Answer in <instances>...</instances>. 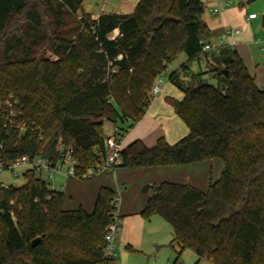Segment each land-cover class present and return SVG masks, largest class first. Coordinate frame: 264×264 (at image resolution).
Returning <instances> with one entry per match:
<instances>
[{"label": "trees", "instance_id": "1", "mask_svg": "<svg viewBox=\"0 0 264 264\" xmlns=\"http://www.w3.org/2000/svg\"><path fill=\"white\" fill-rule=\"evenodd\" d=\"M83 3L0 0V154L55 153L61 138L74 146L82 172L106 155L105 122L125 134L146 113L158 76L185 51L188 60L169 73L184 95L167 100L189 132L174 143L161 136L153 146L135 139L123 148L120 165L221 158L222 175L214 179L211 172L207 189L175 180L150 184L141 213L170 222L177 259L191 248L193 264L203 257L212 264H264V88L256 75L230 44L203 50L212 35L203 0H139L132 12L98 17L84 11L70 36L67 17ZM211 51L217 84L203 81L207 71L194 72L188 62ZM9 98L27 126L22 138L3 126ZM128 120L127 128L119 123ZM25 176L22 185L0 187V264H113L104 238L116 191L103 184L92 210L67 208L65 192L35 169Z\"/></svg>", "mask_w": 264, "mask_h": 264}, {"label": "crops", "instance_id": "2", "mask_svg": "<svg viewBox=\"0 0 264 264\" xmlns=\"http://www.w3.org/2000/svg\"><path fill=\"white\" fill-rule=\"evenodd\" d=\"M203 1L206 5L208 0ZM227 1L230 0H214L213 2H216V4L217 2H222L224 4L222 12L228 16V6L230 3L226 4ZM135 7L136 3L133 2V0H124V3L118 7V9H106L102 6L101 9L95 11L91 3L86 5L87 11H90L94 17H98L102 12H132ZM257 17L249 18L248 16L246 20L248 23H252V21ZM203 19L208 23L211 31L216 25H219L217 17L213 18V20L211 19V21L206 19L203 14ZM230 20V18H227L226 20L222 19L224 25L228 22L230 23ZM228 28L232 27L229 25ZM236 30H232L231 33H219L216 37H212L211 35L209 41L214 46V51L219 50V46L224 44L234 46L243 57L249 70L255 74L257 78V71H252L250 65H254L257 69L259 63L254 61L252 56L249 54V51L245 48V45L252 40L250 39V36L237 38V35H240L241 30L239 33L236 32ZM206 55V53H202L199 57L189 60L190 69L193 70L191 66L195 61L203 64L204 69L202 71L208 70V66L211 62H213L212 67L216 66L217 63L215 60L211 58V60L208 61ZM188 58V54L185 51H182L176 59L168 64L167 70L168 68H171V70L179 68L183 62L188 60ZM169 73L167 80H163L162 77L158 78V84L162 88L163 92L161 94H157V97H153L144 116L139 121L134 123V125H132L124 134V147L135 139H141L148 146H153L161 136H164L169 142L174 143L189 132L188 125L176 112L174 106L167 100V96L182 98L184 95L182 89L178 92L176 90L174 91L173 85L175 84L170 80ZM209 73L210 72H206L204 76L208 77ZM160 76H162V73ZM186 79H189V77L186 76ZM162 80L163 86L160 84V81ZM257 83H259L258 79ZM217 159L218 158H213L186 164L133 167V169L123 168L120 164H118L113 170L108 171V173L114 174V176L118 178L117 183L107 179H100L97 182L85 183L83 180H79L77 178H68L62 173H58V175L65 176L67 178L65 186L68 185L67 188L69 190L70 197L69 204H67V201L65 202V206L67 208H76L82 204L87 210H92L98 190L103 184L111 186L116 191L119 196L118 210L122 217V225L118 234L116 247L117 257L120 264H165L164 262L169 264V258L167 261H165V259L159 261L157 257L160 255L162 248L171 243L173 238V229L170 232L169 226L166 222L168 220L161 214L156 213L150 217H145L141 213L149 195L144 197L141 196L139 187L144 183H148L150 185L162 180H175L191 182L202 189H207L210 182V174L211 172L213 173L214 166L217 165L218 167L219 165H223ZM142 191H144L143 188ZM145 257H147V261L144 260ZM152 258H155L156 260L154 262H150ZM208 264H212V262L210 261Z\"/></svg>", "mask_w": 264, "mask_h": 264}, {"label": "rangeland", "instance_id": "3", "mask_svg": "<svg viewBox=\"0 0 264 264\" xmlns=\"http://www.w3.org/2000/svg\"><path fill=\"white\" fill-rule=\"evenodd\" d=\"M214 0H208L206 7H205V12L204 16L208 20H213V18H218L217 21H219V25H216L215 28L211 31L212 32V37H216L219 33L228 32L231 33L232 30L240 29L241 33L240 35H237V38H243L245 36H250V39L252 40L249 42L247 45H245V48L249 51V54L252 56L254 61L258 62V67L257 69L254 67V65H250V68L252 71H257V79H258V85L264 88V48H262V45L264 43V24H263V15H264V0H230V5L228 6L229 9V15L225 14L222 12H214L213 7L216 6V2H213ZM88 3H91L94 7V10L97 11L101 9L102 6H104L106 9H118L123 3L124 0H85L83 9L78 11L75 15H68L67 17V24H66V31L68 35L73 36L75 33L73 31V28H75L76 23L78 19L80 18V15L83 14L84 11H87L86 5ZM250 11H255L258 14V17L252 21V23H248L246 18L249 15ZM227 18H230V23L228 22L227 24H223L222 19L226 20ZM211 20V21H212ZM215 23V22H214ZM229 25L232 28H228ZM229 29V30H228ZM258 39V40H257ZM261 42V43H260ZM44 52L46 55L50 56L51 58H55V55L52 54V52L49 49H44ZM210 55V56H208ZM208 58V61L211 60V58L214 60V55L212 54V51L209 52V54L206 55ZM212 65L213 62L208 66L209 69L206 70L209 73L208 77H205L204 74H202V80L206 82H211L214 84H217V79L215 78V73L212 71ZM192 71L194 72H200L204 69L203 64L199 63L198 61L193 62L192 64ZM171 70V68L164 72H162V76H158V78L162 77L163 80L168 79V73ZM157 78V79H158ZM159 80V79H158ZM163 80L160 81L161 86H163ZM189 79H186V82ZM197 81V80H196ZM261 84V85H260ZM174 91L176 90L177 92L180 90V88L177 85H173ZM163 90L159 93L161 94ZM152 93V90H151ZM158 96V95H157ZM154 96V97H157ZM119 123L127 128L131 123V121H125ZM114 128V122L107 120L104 124V129L106 132L111 133ZM186 134V133H185ZM183 134V135H185ZM220 163H222V166H214L213 168V173L212 176L214 179H218L223 172L224 169V163L221 158H218ZM123 168H128V169H133V167H128V166H122ZM220 168V169H219ZM219 169V171H218ZM39 175L40 172H37ZM43 177L46 178L47 182L50 183V185L54 188H60L61 184H66L67 178L65 176H59L58 174H55L54 177H49L46 175V173H42ZM68 178H74V177H68ZM79 180H83L85 183H91V182H97L100 179H107L110 181H113L114 183H117L118 178L114 176V174L108 173V172H103L99 173L93 177L90 178H77ZM26 181V176L21 171L20 175L13 176L12 171L9 169H2L0 167V183H5V184H10V185H22ZM148 183H144L139 187V192L141 196H147L149 195V190L147 191H142V188ZM127 185V184H126ZM68 186V185H67ZM65 186V194H66V201L69 204L70 202V197H69V190ZM128 186V185H127ZM170 232L172 231V226L169 221H166ZM160 260L167 261V259H170L169 264H193L194 261L197 258V254L195 251L191 248H186L182 252V255L180 259H177V252L175 249L169 244L165 245L162 250L160 251V255L157 257ZM147 261V257L145 259ZM156 259L152 258L150 262H154ZM211 260L207 257H203L200 264H208ZM167 264V262H164Z\"/></svg>", "mask_w": 264, "mask_h": 264}, {"label": "built area", "instance_id": "4", "mask_svg": "<svg viewBox=\"0 0 264 264\" xmlns=\"http://www.w3.org/2000/svg\"><path fill=\"white\" fill-rule=\"evenodd\" d=\"M227 1L226 4H229ZM224 7L222 2H217L214 7V12H220ZM82 14L80 15V17ZM249 18L257 17L256 12H250ZM236 32H240L237 29ZM214 46L210 41H203V50H211ZM264 48V43L262 45ZM162 90L158 84V79L153 85L152 96H156ZM5 107V122L4 129H18L19 138H22L23 134L27 130L26 123L24 121L18 120V116L21 112L17 108V100L14 98H9L4 103ZM123 129L119 124H114V128L111 133H107L105 139L106 144V155L94 165L88 166L82 172H78V166L80 161L75 155V148L72 145L65 144L60 138L56 143V152L48 154H30L24 153L15 158L8 159L0 154V167L2 169H9L12 171L13 176L20 175L21 171L25 172L29 169H35L36 172H40L39 176L42 178V173H46L49 177H54L55 174L62 173L67 177L74 178H90L99 173L108 172L113 170L118 164L122 162V150L123 146ZM43 139V135L40 134L39 140ZM4 148V142L0 139V150ZM46 180V178H44ZM50 185V183H49ZM9 184L0 183V187H8ZM51 186V185H50ZM52 187V186H51ZM54 188V187H52ZM57 189V188H55ZM60 191H65V185L61 184ZM116 210L113 213L112 220L106 227V233L104 238V254L107 258L113 261V264H120L117 257V238L122 225V217L118 210L119 207V196L117 195L116 200ZM97 264H106L105 262H98Z\"/></svg>", "mask_w": 264, "mask_h": 264}, {"label": "water", "instance_id": "5", "mask_svg": "<svg viewBox=\"0 0 264 264\" xmlns=\"http://www.w3.org/2000/svg\"><path fill=\"white\" fill-rule=\"evenodd\" d=\"M133 2H135L136 4L139 2V0H133ZM113 11H110V13H112ZM263 21H264V15H263ZM192 88L194 87V85L191 86ZM149 187L150 185L149 184H146L144 187H143V190L144 191H147L149 190Z\"/></svg>", "mask_w": 264, "mask_h": 264}]
</instances>
